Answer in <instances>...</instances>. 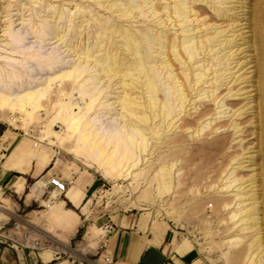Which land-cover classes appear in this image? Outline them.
<instances>
[{"label": "rangeland", "instance_id": "374dc122", "mask_svg": "<svg viewBox=\"0 0 264 264\" xmlns=\"http://www.w3.org/2000/svg\"><path fill=\"white\" fill-rule=\"evenodd\" d=\"M112 2L119 5L106 7ZM180 2H188L180 6L187 13L186 23L175 13L171 16ZM191 5L199 12L198 20L193 21L194 11L189 13ZM112 26L137 35L140 55L150 57L160 107L165 106L144 129L147 146L137 148L133 160L138 157L139 163L125 179L106 177L73 154V145L64 147L60 142L59 136L68 133L64 123L54 122L60 103L82 102L80 84L90 76L101 74L102 81L85 98L89 101L98 91L102 95L86 118L101 114L108 134L126 123L127 118H120L121 105L111 106V114L118 118L114 121L103 103L104 98L114 102L123 94L120 79L108 80L92 61L83 79L53 81L55 91L43 101L46 112L34 117L37 127L31 137L11 122L12 110L0 109V138L9 130L7 134L20 137L19 144L28 138L33 146L38 138L47 137L37 149L55 159L47 167L37 163L39 175L34 179L26 180L19 172L11 175L0 202L4 198L6 208L22 220L13 218L6 227L21 224L13 235L21 232L22 236V229L35 237L44 235L50 244L47 250H56L60 261L71 264H83L84 259L90 264L103 262L106 241L117 230L147 237L156 234L167 252L181 256L193 252L183 259L187 264L196 257L192 264H264V0H0V58L11 61L8 66L0 59V72L1 68L18 72L16 90L31 80L33 86L44 83L54 72L79 65L82 58L77 53L82 46L97 50L98 35L105 42L96 54L115 47L127 56L121 51L127 40L106 29ZM201 40H206L205 47L196 49ZM174 42L181 44L182 54L177 53L178 47L175 52L163 47ZM168 57L171 67L162 63ZM46 58L54 60L55 70L27 74ZM134 59L137 56L129 55L128 60ZM129 92L138 95L140 102L151 95L146 87ZM138 120L136 125L142 126L144 122ZM50 124L53 132L45 134L42 128ZM13 150L4 151L5 157ZM23 162L22 169L27 160ZM19 178L28 186L30 206L24 205L25 191L16 193L10 186ZM53 178L66 183L65 190L54 186ZM55 190L58 199L52 197ZM55 200L79 225L82 216L87 218L85 225H78L77 236L65 237L66 227L52 220ZM124 217L134 226L120 228ZM23 220L31 222L25 225ZM106 224H113L115 230L104 237ZM4 230L2 226L0 234ZM65 242L77 253L61 250L59 244ZM176 260L169 262L177 264Z\"/></svg>", "mask_w": 264, "mask_h": 264}, {"label": "bare ground", "instance_id": "6f19581e", "mask_svg": "<svg viewBox=\"0 0 264 264\" xmlns=\"http://www.w3.org/2000/svg\"><path fill=\"white\" fill-rule=\"evenodd\" d=\"M193 1L196 2L198 0H193ZM186 3L188 2H180L179 4H176L175 12L173 11L171 12V16L172 13H175L178 16V18H180V21H184L185 23L189 21V20H185V18L187 17V13L184 11V8H181L180 6ZM118 5L119 4L117 2H112L106 7L112 8V7H117ZM155 9L158 11L159 8L158 7L154 8L153 11H156ZM164 9H168V6L167 5L164 6ZM129 10L130 9H128L125 13H128ZM118 11L119 10H116L115 12ZM192 11H194L196 15V19H193V21L198 20L199 12H195L196 11L195 6L191 5L189 13H191ZM110 28L113 30V32L117 33L119 37L127 40V42L124 45V50L122 49L121 51H126L129 55H135L137 56V59L128 60L129 57L128 54H126L127 56L122 57V53L124 52L119 53L118 51L119 49L115 47H113L112 49L110 47L108 49L106 48L105 52L99 56L98 54H96V52L99 53L101 51V49L99 48L103 46L105 40L102 38L101 35H98L97 50L91 51L90 49H86L84 46H82V48L78 49V53H77L79 55V58H82V61L79 65L73 67L72 69L63 70V71L58 70L60 72H54L53 74L55 75L50 76L49 79L47 78V81L44 83L33 86L32 84L35 81L31 80L26 85H24L25 87L23 89L16 90L15 87L18 85V80L20 77L18 72L17 71L13 72L9 70L6 71L4 68H1L0 109L12 110L15 116L11 118V122L14 123V125L19 126L21 129L25 131L26 135L31 137L35 132V128L37 127L35 125L36 122L33 121L34 117L38 113L41 114L42 112H46L47 109L46 107H44L43 101L47 97L52 95L55 91L53 89V81H55L58 78H60L61 80L69 79L76 81L77 79L82 78L83 73L87 69L86 66L91 65L93 61L94 62L93 67L97 65L101 67V71H104L106 76L109 78L108 80H113V78L120 79L119 82L121 83L120 85L121 88L123 87L122 88L123 94L119 96L118 100L114 102H109V99L108 101H105L104 98L103 103H106V106H108L107 108L108 111L106 112L107 114L108 113L111 114L112 110L114 109L113 107H111L113 104L118 103V106L121 105L122 111L120 113V118H122V120L123 118H127L125 119L126 123L124 125L118 126L115 129V132L108 134V128L104 125L105 122H103L101 114H97L94 118H86L87 112L90 111L91 109L93 110V105H95L94 102L97 103L98 101L97 99L101 97L100 96L101 91H98L95 95H92L89 101L85 97L86 95L92 93V89H94L95 91L96 86H98L97 84L101 83L100 82L102 81V76H100L101 74L96 76H90L85 80H83V82L80 84L82 88L79 91V93L81 95L82 102L80 100L77 101L75 104H71V105L69 103L67 104L66 102L60 103V107L58 108V113L54 119V122L61 121L68 128V133L64 134V136L61 135L59 136L60 142L64 147L73 145L71 150L73 154L83 158L86 161L87 165H89V167L96 168L102 175L106 177L108 176L118 179L119 178L125 179L130 175V168L133 169L132 167L136 166L140 161V159L138 160V157L135 161H133L136 157L135 150L137 148L141 149L147 146L146 135H145L146 132L144 129L147 128L149 120L150 121L153 120L150 118L160 117L161 113H163L161 111H164L165 106L162 108L160 107V102L158 98L159 95L157 92L158 89L156 90L154 88V82L150 75V71H152V69L148 66V64L151 63L150 57H143L142 55H140L139 49L142 46V44L141 42H137L138 41L137 35L133 36V33H131L130 31L119 30V28H114L113 26L107 27L106 29L108 30ZM184 31H186V29ZM60 34L61 32L59 31L57 35ZM61 36L62 37L60 38V40L61 39L63 40L64 35ZM201 37H203V35ZM164 38L169 39V37L167 36H164ZM213 38L214 37L208 38L207 41H211V39ZM192 39L193 38H190L187 39L186 41L191 42ZM205 41L206 40L199 41L200 46L198 42V45L195 48L202 49V47H205V44L207 43V42L205 43ZM180 45H181L180 43L176 44V42H174L168 44V46L164 44L163 47L172 48L174 52H175V48L178 47L180 49L177 51V53L179 52L180 54H182ZM191 50L192 48L191 49L189 48V51ZM40 58L41 57H39V59ZM0 59L8 62V66L11 65V61L8 60L10 58L6 56L5 57L1 56ZM162 63H165L166 66L168 67L172 66L171 61H169V57L167 61L163 60ZM55 67L56 66L54 60L46 58L45 60H39L38 67L27 70V74H29L30 72L33 73L34 71L42 72L44 69L52 71L53 69L55 70ZM203 75L204 74H202V76ZM202 76H199V78L200 77L202 78ZM143 78L145 79L143 80ZM110 83L112 82L110 81ZM139 83L142 84L141 87H139L138 85ZM90 85H94V87L92 86V88H90L91 87ZM110 85L108 86L111 87ZM143 87H146V89L148 90V92H150L151 95L150 98L147 99L146 101L140 102L138 101L139 96L138 95L134 96V92H129V91H131L132 89L143 88ZM60 100H62V97H60ZM102 106L105 108L104 105ZM113 115L114 113L111 114L110 119L113 118L115 119L114 121H117L118 118L113 117ZM136 119H139L138 121L140 122H144V124L142 126H140L141 124L139 126L136 125L137 124ZM163 122H164V118H163ZM128 125H129V129L126 130L125 127ZM42 129L45 134H51L53 132L51 124L43 126ZM149 130H151V128ZM46 141H48L47 137H40L38 138V141L34 142L33 147L34 148L36 147L37 149L38 147H41L43 143ZM13 157H17V156L14 155ZM50 157L51 155L42 154L41 165L44 166L47 160L50 159ZM19 159L21 161V166H22L24 163L23 159L21 158ZM29 163L30 162H27L26 164ZM166 174L167 173H165V175ZM161 176L163 177V174ZM1 197H2V193H0V199ZM0 212L3 214V217L2 218L0 217V219L2 220L9 219L11 216H13V211L4 207L1 204H0ZM23 223L25 225H29L30 222L28 220H23ZM102 229L103 232L105 233L104 235L105 237L108 234V232H106L104 228ZM15 234L17 236H21V232H16ZM12 235L13 234L11 232V236ZM36 240L44 241V235L35 237L30 232V234L27 235L26 239L22 240L20 238V241L25 246H28L27 245L28 243L34 241L33 246L32 245L28 246L34 248H36L38 244ZM59 245H60L59 248L63 251H71L73 253H77V251L71 249V247H69L68 244L66 245L59 244ZM86 249L87 248L85 247V250Z\"/></svg>", "mask_w": 264, "mask_h": 264}, {"label": "crops", "instance_id": "0c3cea01", "mask_svg": "<svg viewBox=\"0 0 264 264\" xmlns=\"http://www.w3.org/2000/svg\"><path fill=\"white\" fill-rule=\"evenodd\" d=\"M8 131H6L3 135L1 134L2 137L0 138V193H2V197L4 195L3 188L10 181L11 175H13V173L19 172L25 175L26 177H22H24L26 180L34 179L39 175V173L36 172L37 163H40V166L42 167H47L51 161L55 160L53 159L52 155L44 166L41 165V155L44 154L42 153L43 150L34 148L32 146V142L28 138L25 140V142H28L19 144L20 137L17 135V133L7 134ZM8 149L14 150L9 156L5 157L4 151ZM14 155L17 157H13ZM19 158L26 159L27 162L30 163L26 164V166H24L22 169ZM16 182L12 181L10 185L12 188H14V192L24 193L25 191L26 193L28 186L26 183H24V179L19 178ZM58 196H60V193L58 190H55L52 193V197L54 199H58ZM3 201L4 198L0 204L6 207L3 204ZM26 201L27 193L26 200H24V205L30 206ZM54 202L58 204L59 201L55 200ZM19 204L21 205V203ZM10 210L12 211V209ZM52 218L53 221H57L66 227L64 235L67 238L72 235L77 236L78 232L80 231L79 227L85 225L87 221V218L82 216L81 219H83V223L79 225L80 221H77V218H75V216L72 214L64 211L61 204L57 205L54 217ZM28 221L31 222L30 220ZM122 222H124L125 225H120V228H130V226H134V223L130 219L126 220L125 217L122 219ZM75 233L76 235H74ZM66 243L68 242H65L64 244ZM162 245L163 241H161L160 236L156 234H153V237H147L141 234H136L134 231L117 230L109 236L108 240L106 241L104 251L105 255H110L114 259V264H173L169 262V259L173 260L174 258L178 259V261L176 260L174 263L177 262V264H187L183 262V259H186V257H189L193 253L192 252L190 254L181 256L173 250L167 252ZM58 254L59 252L56 250L38 249L25 245L10 247L0 244V264H71L68 263V260L60 261V256H58ZM196 259L198 258H193L190 264H192Z\"/></svg>", "mask_w": 264, "mask_h": 264}, {"label": "built area", "instance_id": "2783aa9c", "mask_svg": "<svg viewBox=\"0 0 264 264\" xmlns=\"http://www.w3.org/2000/svg\"><path fill=\"white\" fill-rule=\"evenodd\" d=\"M53 185L56 187H59L61 190H65V187H67L66 183H62L56 178H53ZM13 214L14 215L10 217L9 219L0 220V230L2 229V226L3 228H5L4 233L0 234V244L10 246V247H18V245L24 246V244L19 240L17 235L11 236L12 231L21 230V227H20L21 224H17L15 227H6L10 224L13 218L19 219L21 222L22 219H20L15 212H13ZM103 228L108 233L115 230V226L113 224H106ZM22 231H23V235L21 236V239L24 240L27 238V235L30 234L31 231L28 232L26 229H22ZM36 242L38 243L36 247L38 249H47L50 247V244L48 241L36 240ZM102 246L104 247V245ZM84 262L90 264V262L87 259L83 260V264ZM43 264H50V263H43ZM92 264H114V259L110 255H105L103 262L98 260Z\"/></svg>", "mask_w": 264, "mask_h": 264}]
</instances>
